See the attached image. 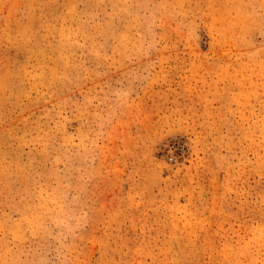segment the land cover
<instances>
[{
  "label": "rangeland",
  "instance_id": "374dc122",
  "mask_svg": "<svg viewBox=\"0 0 264 264\" xmlns=\"http://www.w3.org/2000/svg\"><path fill=\"white\" fill-rule=\"evenodd\" d=\"M0 264H264V0H0Z\"/></svg>",
  "mask_w": 264,
  "mask_h": 264
}]
</instances>
